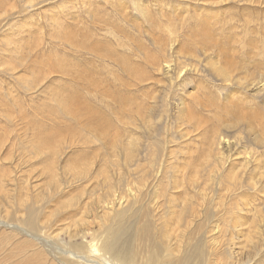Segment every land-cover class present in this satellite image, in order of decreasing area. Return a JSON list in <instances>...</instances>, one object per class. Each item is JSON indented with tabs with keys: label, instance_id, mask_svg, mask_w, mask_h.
<instances>
[{
	"label": "rangeland",
	"instance_id": "1",
	"mask_svg": "<svg viewBox=\"0 0 264 264\" xmlns=\"http://www.w3.org/2000/svg\"><path fill=\"white\" fill-rule=\"evenodd\" d=\"M164 61L177 65V79L174 73H157L156 68ZM210 63L228 68L231 81L240 84L226 86L216 79ZM56 99L76 105L84 115L82 120L52 115ZM178 99L187 108L190 123L183 122L169 108L170 102L177 103ZM229 112L239 118L238 133L242 137L249 134L244 123L248 121L254 133L264 139V0H0V264L30 259L36 248L45 251L46 264H50L56 250L65 249V232H71L77 220L90 217V210L85 213L81 207L99 190L97 183L102 179H97L96 173L109 156L111 143L118 138L126 144L133 137L138 138L136 159L140 166L133 163L126 177L117 176L115 171L109 173L116 182L115 196L123 197L125 191L136 187L148 171V152L154 150L162 165L157 164L141 197L146 206H151V212L158 211V215L170 220L171 225L158 220L159 233L163 228L176 231L184 253L197 251V264H226V249L236 264H264V225L259 234L253 235L261 249L258 257L248 245L251 234L247 231L253 211L264 215L263 169L249 167L251 171L238 176L245 183L246 178L259 180L256 192L248 191L244 182L229 192L223 172L216 169L218 152L210 147L214 134L230 137L224 131L231 119L227 117ZM145 114L152 121L151 128L138 123V116ZM129 119L134 123L128 124ZM78 124L87 132L93 127L108 133L102 142L87 138L65 146L55 170L61 184L57 195L48 197L50 176L42 168L52 154L32 159L33 144L38 138L45 139L42 144L68 140L69 133L79 129ZM187 133L189 137L184 135ZM260 158L264 159V155ZM88 160L93 161V166L86 178L70 177L64 171L70 162ZM237 160L233 161L242 171ZM202 164L203 170L199 169ZM154 170L155 162L148 174ZM160 170L162 173L155 179L154 174ZM200 171L208 182L205 189L198 183ZM235 174L236 171L232 181ZM122 179L125 182L118 185ZM162 180L164 189L157 190ZM194 183L193 193L189 194L185 189ZM101 192L105 191L100 189L97 195ZM71 197L79 199L78 206L60 210L65 199ZM28 204L37 217V232L25 230L22 223L27 217L22 206L29 207ZM234 204H248L244 208L250 206L247 209L251 212L238 227H245L246 232L239 235L231 224H226L231 216L237 218V214L232 215ZM180 220L185 224L181 225ZM203 222L207 232L201 235ZM85 227H78L76 234H86ZM92 229H99L95 222ZM47 235L59 237L58 247L44 239ZM204 236L208 237L206 248L200 244ZM77 238L73 243L81 245L84 240ZM90 238H84L85 242ZM25 241L33 243L35 249L4 263L3 258L10 255L13 247ZM173 244L177 246L176 240ZM228 244L231 247L227 248ZM203 250H210L209 261L200 260Z\"/></svg>",
	"mask_w": 264,
	"mask_h": 264
},
{
	"label": "bare ground",
	"instance_id": "2",
	"mask_svg": "<svg viewBox=\"0 0 264 264\" xmlns=\"http://www.w3.org/2000/svg\"><path fill=\"white\" fill-rule=\"evenodd\" d=\"M29 1H30V3H32V2L37 1V0H29ZM214 4H216V3H214ZM220 4H221V2H220ZM193 22H195V21H193ZM204 30H207V29H204ZM209 43H210V41H209ZM213 44H215V43H213ZM170 62L172 63V61H170ZM171 63L164 61L161 65H159L156 68L157 73L163 74V75L164 74L167 75L169 73H174V75L176 76V79H177L180 76L179 72H178L179 71L178 67L176 64L172 66ZM216 66H217V64H212V63L209 64V67L211 69H213V71H214L216 79H218L219 81L224 83L226 86H230V85L234 86V85L240 84L238 82H232L231 81L230 75L228 72V68H222V67H216ZM152 67H154V66L152 65ZM156 69H154V70H156ZM190 69L195 70V67H190ZM186 70H188V69H186ZM37 79H39V78H37ZM170 86H172V85L170 84ZM172 89H173V87H172ZM231 96H230V100L231 99L233 100V98H231ZM226 97H228V96H226ZM228 99H229V97H228ZM226 101H227V99H226ZM174 102L173 103L170 102V107L167 105H165V106L162 104L161 105L164 106V108H166V106H167V108L169 107L171 109V111H173L174 115L180 116V118L183 122L190 123L192 121V119L190 117V114L188 113L187 108L185 106L181 105V103H182L181 100L178 99L177 103H174ZM54 103H55L56 107H54L55 108L54 110L50 111V113L54 116L56 114L62 115L63 117L65 116L66 118L71 119L72 121H75V122H80L82 120V117H84V115L81 114L82 112L79 111V108L76 107V105H73V103H71V102L66 103V104H62L61 100L56 99ZM148 108L150 109V107H148ZM124 110L126 111L127 109L125 108ZM137 110H138V106H137ZM92 112H94V111H92ZM234 114L235 113H232V112L227 113V117H229L231 119H230V121H228L226 123V126L224 128V131L228 132L230 137H216L214 134L212 136V141L210 144V147L218 152V159L216 160V169H220V171L223 172V174L226 178V182H227V183L225 182V184H227L226 186H228L227 189L229 192L232 189H234L236 186L240 187V185H242V182H244L245 180L241 181L238 178V176H239L240 172L241 173L243 172L244 174H246V172L248 170H250V169H248L249 167L253 168L254 166H261V168L263 170L262 171L260 170L261 171L260 175L264 174V161H263L264 159L260 158L262 155H264V139L261 140L262 139L261 134L254 133V128L252 127L251 122H248V121H246L244 123L247 127V131L249 132V134L246 137H242L238 133L241 130L240 127L238 126V119L239 118H236V115H234ZM62 116H61V118H63ZM138 117H139L138 123L141 122V124L144 127L146 126L148 128H151V126H152L151 122L152 121H150V119L148 118V114L147 115L145 114L144 116H138ZM153 120H154V118H153ZM157 120H159V119L157 118ZM127 122H128V124L134 123V122H132V119H129V121H127ZM150 123H151V126H150ZM153 123H155V122H153ZM80 124H78V126H80L79 129L76 128V130L69 133V139L68 140H58V141L54 142L53 144H50L49 142H47L46 144H42L43 142H45L44 141L45 139L38 138V139H36L35 144H33L34 147H33V149H31V151H32L31 154L33 155L31 157L32 159L47 157V156L52 154L51 159H49V157L46 158L47 162L45 163L44 167L42 168V169H44L43 171L46 172L47 175L49 174V176H50L49 181L47 183L49 185V189H48L49 193H47L48 197H52V196L57 195L56 192L59 188V184H61L56 179L55 170L57 169V163L59 162V156L63 153L65 146L71 145V144L74 146L73 143H77L79 141H82V142L87 141V138H92V141L96 140V141H101V142H102V140L104 141V138H106V133H108V132L105 133L104 130L100 131V129L98 130V128H93V127L88 128V132H87L85 129H83L85 126H81ZM164 125H166V124L164 123ZM110 127H107V128L109 129ZM167 129H169V128H167ZM251 133H252L253 137H250ZM157 135H158V133H157ZM184 135L186 137L190 136L188 133L184 134ZM139 138H141V137H139ZM250 138H252V140H249ZM137 140H138L137 137H133V138H130L126 144H124L121 142V139L115 138L114 141L111 143L110 152L108 154L109 156L104 161L103 166L101 168H99L98 172L96 173L97 179H102L101 182L97 183V185L99 186V190L97 192H99L100 189L101 190L103 189L105 192L104 193L101 192L100 195H97V192H96L95 195H93L94 198L92 196H90L89 197L90 201L87 203H84L85 205H83V206L81 205L82 206L81 209L84 207L83 210L85 209V213H88V211L90 210L89 214H90L91 218L89 217V218H85V219L83 218V219L77 220V223H78L77 225H76V223L74 224V222H73L74 226L72 225L70 227L71 232H69V233L65 232V234L68 238V242L62 244L65 249L64 250L62 249L63 251L56 250L57 253H55L53 255L54 259L53 260L51 259L50 264H55V261H56V263L58 262L61 264H197V260H196L197 251H196V253H194V252L189 253L187 250L184 253L178 244L179 234L176 231L175 232H167L166 229L163 228L159 233V231L157 229L158 220H162L165 223L171 225L170 220H166L162 214L158 215L160 213L159 212L157 214L158 211L156 212L157 215L154 214V212H151L150 211L151 206L150 207L146 206L143 202V198L141 197V190L143 188H145L146 183L152 177V173L156 171V169L159 165H162V161H159L157 159V155H156V152L154 150L148 152V158H147L148 162H147L146 168L149 171L152 168L153 163L155 162V170L151 171L149 174H148V171L144 172V174L139 178L138 183L136 184V187L134 189L125 191V193L123 194V197H121V196L118 197V195L115 196L113 194V192H114L113 187L115 186L116 182H115V180H113V178H111L109 173H111L112 171H115V173H117V176L126 177L127 175L129 176V172H130L131 167L133 166L132 165L133 163L136 165V167L140 166L139 161L136 159V156L139 153V146L137 144ZM189 140H191V139L188 138V141ZM173 142H174V140H173ZM79 144L80 143H78V145ZM171 144H172V142H171ZM261 150H262V152L260 153ZM164 153H166L165 150H164ZM236 158H238L237 161L240 162L239 165H241L242 171H240V168L239 169L237 168L238 163L233 161V160H236ZM61 160H63V159H61ZM94 161H95V159H94ZM28 163H29V161H28ZM164 163L165 162H163V164ZM157 164H159V165L157 166ZM92 166H93L92 160L83 161V162H78V161L72 162V163L70 162L64 166V171H66V173L70 174V177H71V175H73L74 178L75 177L76 178H83V177L86 178V177H88L89 172L92 169ZM203 166H204V164L199 166V169L203 170V168H202ZM208 167H209V165H208ZM61 171H63V170H61ZM234 171H236L235 181H232L231 176H232V173ZM252 171H253V173H256L257 170L254 171V169H253ZM161 173H162L161 170L157 171L154 174V178L156 179V177L158 176L157 174L160 175ZM166 173H167V171H165V174ZM199 173L201 175L198 178V180L200 179V182H198V183L201 187H203L205 189V188H207L208 182L205 179V177L203 176L202 171H200ZM61 175H62V173H61ZM83 181H85V180H83ZM123 182H125L124 179L117 182V184L121 185ZM156 182H158V180ZM162 182H163V180L160 183L161 185H159L156 188L157 190H163L164 189V185L162 186ZM220 182H222V180ZM246 182L247 183H245V182L244 183H245L246 187L248 188V191L250 189V192L257 190L260 187V184L258 183L259 180H257V179H254V178H248L247 179L246 178ZM95 183H96V181H95ZM154 183L155 182L150 183V184H152V187H156V186H154L155 185ZM73 184L76 185V183H73ZM194 185H196V183L190 185L185 190L188 191L189 194L193 193L194 188H191V187H194ZM77 186H78V184H77ZM156 191H154V192H156ZM235 192H236V190H235ZM248 194L249 193H246V196ZM253 195H254V193H253ZM5 196H7V193ZM7 197H9V196H7ZM203 197L204 196L202 195V198ZM81 198H83V197L81 196ZM230 198L232 199V197H230ZM37 201L35 200V202H37ZM65 201L67 203H65ZM65 201H64V203H62L60 205V210L61 209L63 210L66 208H76L79 204V199L77 197H71V199H69V200L65 199ZM225 201H226V199H225ZM19 202H20V200H19ZM84 202H85V200H84ZM201 202H202V200H201ZM250 202H252V201H250ZM18 204L21 205V202ZM65 204H67V205H65ZM155 205H156V203H155ZM242 205H241V207H238V205L236 207L234 204V206L236 208L234 210V213H232V215L237 214V218H234V217L232 218V216H231L230 221L226 222V224H228V223L231 224V227H233V229H235V230H238V227H240V225H242L243 219L247 215V213H251L250 210L247 209L250 206L244 208L246 205L248 206V204H246L244 207ZM28 206H29V204H28ZM30 207H32V206H29V207L22 206V209L27 210L26 220L22 223H23V226L25 227V230L37 232L35 225H34L37 217L32 214L33 209H31ZM152 207H153V205H152ZM20 208H21V206L18 209H20ZM5 211L7 212V210H5ZM226 211H228V210L226 209ZM257 212L258 211H253L252 214H250L252 216L251 217V223L247 226L248 227V230H247L248 233L252 235V236L248 235V238L251 237V239L250 238L248 239L249 240L248 245H250L249 247H251L255 251L254 257H258L260 255L261 249L260 250L258 249V241H254L253 235H255L256 233L259 234L261 226L264 225V215L260 214V213L258 215ZM65 213H66V211H65ZM68 215H70V214H68ZM211 219H213V218H211ZM206 221H207V219H206ZM94 222L96 223V226L99 228L98 230L92 229V225L94 224ZM180 224L184 225L185 222L183 220H180ZM202 224H203V227H202L200 234L204 235L203 233L207 232V229H205L207 224L205 222H203ZM81 225L84 227L85 226L87 227V228L85 227L86 228V230H85L86 234L79 233V235H78V234H76L75 230H78V227L81 228ZM243 226H244V224H243ZM89 227H90V229H88ZM66 229H67V231L70 230V229L68 230L67 227H66ZM174 230H175V228H174ZM244 231H245V227L242 228V230L241 229L238 230L237 233L239 235V234L243 233ZM227 232H229V231H227ZM57 235H55L54 237H48V235H47L46 238H44L45 236L43 238L46 240L49 239L51 244H55L58 247V243H60V242H58L59 237ZM79 236H80V239L82 238L81 240H84V241H82L81 245H78L77 243H73L76 241V239H78L77 237H79ZM85 236L91 237L90 238L91 241L85 242V240H86V239H84V238H86ZM210 239H212V238H210ZM174 240H176L177 246L175 244H173ZM207 240H208V237H205V236L201 239L200 244L203 248L207 247V245H206ZM230 241H232V239H230ZM229 244L226 245L227 248L230 246ZM53 246L54 245H52V247ZM29 249H35V245L31 242H28V241L19 243L18 245L13 247L9 256L3 258V262L4 261H12V259H14V258L17 259L21 253H24L25 251H28ZM209 252H210V250L201 251L199 253L200 260L201 261H205V260L209 261ZM224 254H225V261L224 262L226 264H229V263L236 264L235 260L232 258V255H231L232 253L229 252V249L228 250L226 249V252ZM23 258H24V256H23ZM262 258H263V256H262ZM255 260H256V258H255ZM19 261L14 263V264H46L48 261V258H47L45 251H43L42 249L36 248L35 255L33 257H31L30 259H23L20 262ZM220 261H223V260H220ZM249 262L250 261H246L243 264H248ZM199 264H201V263H199Z\"/></svg>",
	"mask_w": 264,
	"mask_h": 264
}]
</instances>
